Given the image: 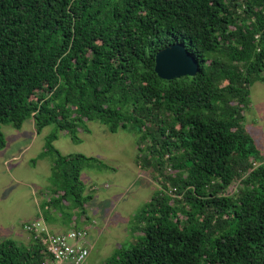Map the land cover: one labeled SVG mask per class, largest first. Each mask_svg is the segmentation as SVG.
Instances as JSON below:
<instances>
[{"label":"trees","instance_id":"16d2710c","mask_svg":"<svg viewBox=\"0 0 264 264\" xmlns=\"http://www.w3.org/2000/svg\"><path fill=\"white\" fill-rule=\"evenodd\" d=\"M175 43L197 71L160 80L154 55ZM256 82L264 0H0V127L53 128L38 217L85 218L79 174L92 158L51 143L76 141L88 122L134 136V163L157 184L133 216L139 239L102 264H264V157L242 126ZM29 242H0V264L43 262Z\"/></svg>","mask_w":264,"mask_h":264},{"label":"rangeland","instance_id":"374dc122","mask_svg":"<svg viewBox=\"0 0 264 264\" xmlns=\"http://www.w3.org/2000/svg\"><path fill=\"white\" fill-rule=\"evenodd\" d=\"M248 100L242 126L264 157V86L261 83L250 87ZM85 126L87 133L77 132L76 141L58 133L51 143L61 156L81 154L92 158L79 174L83 194L90 196L84 209L85 218L69 208L64 211L69 218L66 224L60 219V225L53 232L84 230L88 254L82 264H102L113 251L127 248L139 239L138 232H130L133 216L150 200L157 184L149 172L140 170L134 163V136L123 131L108 133L97 122H88ZM52 129L45 127L36 135L31 120H25L17 130L9 125L0 127L5 140L0 150V242L12 240L24 246L30 243V235L21 225H33L38 219L39 206L50 195V158L38 159V155Z\"/></svg>","mask_w":264,"mask_h":264},{"label":"built area","instance_id":"2783aa9c","mask_svg":"<svg viewBox=\"0 0 264 264\" xmlns=\"http://www.w3.org/2000/svg\"><path fill=\"white\" fill-rule=\"evenodd\" d=\"M38 226L39 229H36ZM22 230L40 242L46 259L40 264H82L87 256L81 232L68 231L62 235H50L38 221L23 225Z\"/></svg>","mask_w":264,"mask_h":264},{"label":"water","instance_id":"95a60500","mask_svg":"<svg viewBox=\"0 0 264 264\" xmlns=\"http://www.w3.org/2000/svg\"><path fill=\"white\" fill-rule=\"evenodd\" d=\"M153 72L160 80L169 81L180 77H193L196 62L181 44L175 43L159 50L154 55Z\"/></svg>","mask_w":264,"mask_h":264},{"label":"clouds","instance_id":"9594fccd","mask_svg":"<svg viewBox=\"0 0 264 264\" xmlns=\"http://www.w3.org/2000/svg\"><path fill=\"white\" fill-rule=\"evenodd\" d=\"M38 219H36L35 221H38L39 223H41L42 222V225H44L45 227V230L47 231V233L48 234H50V235H60L61 233H54L53 231H50L49 229H48V227L46 226V224L44 223V221H43V219L39 216V217H37ZM69 231H72V232H81V233H83L84 234V236H83V242H85V237H86V232L84 231V230H69ZM66 232H68V231H66ZM66 232H63V234L64 233H66ZM29 238H31V236L29 237ZM84 246H85V248H86V245L84 244ZM86 250H87V248H86ZM87 254H88V250H87ZM87 257V256H86Z\"/></svg>","mask_w":264,"mask_h":264},{"label":"crops","instance_id":"0c3cea01","mask_svg":"<svg viewBox=\"0 0 264 264\" xmlns=\"http://www.w3.org/2000/svg\"><path fill=\"white\" fill-rule=\"evenodd\" d=\"M46 226L48 227V229H49L50 231H53V230H55V229L58 228V225H55V224H52V227H51V224H49V225L46 224Z\"/></svg>","mask_w":264,"mask_h":264}]
</instances>
